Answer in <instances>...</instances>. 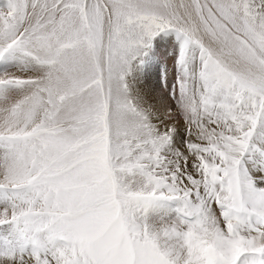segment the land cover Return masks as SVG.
<instances>
[{"label":"snow or ice","instance_id":"6c2138e0","mask_svg":"<svg viewBox=\"0 0 264 264\" xmlns=\"http://www.w3.org/2000/svg\"><path fill=\"white\" fill-rule=\"evenodd\" d=\"M0 264H264V0H0Z\"/></svg>","mask_w":264,"mask_h":264}]
</instances>
